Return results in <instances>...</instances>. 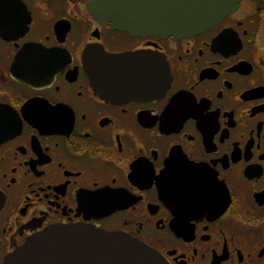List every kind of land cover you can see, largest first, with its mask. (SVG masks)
<instances>
[{
  "label": "flooded vegetation",
  "instance_id": "obj_1",
  "mask_svg": "<svg viewBox=\"0 0 264 264\" xmlns=\"http://www.w3.org/2000/svg\"><path fill=\"white\" fill-rule=\"evenodd\" d=\"M90 1L0 0V264L56 225L168 264H264V0L181 39L117 30ZM88 46L164 58L165 87L103 98Z\"/></svg>",
  "mask_w": 264,
  "mask_h": 264
},
{
  "label": "water",
  "instance_id": "obj_2",
  "mask_svg": "<svg viewBox=\"0 0 264 264\" xmlns=\"http://www.w3.org/2000/svg\"><path fill=\"white\" fill-rule=\"evenodd\" d=\"M88 7L99 22L131 35L181 39L217 25L238 9V0H91ZM84 65L96 91L110 100L151 97L165 87L169 74L164 58L148 51L111 54L104 47L88 46ZM180 184L183 191L191 189L185 180ZM4 264L168 262L154 248L122 232L56 225L30 237Z\"/></svg>",
  "mask_w": 264,
  "mask_h": 264
}]
</instances>
